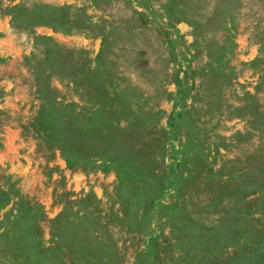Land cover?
Returning <instances> with one entry per match:
<instances>
[{
	"label": "rangeland",
	"instance_id": "obj_1",
	"mask_svg": "<svg viewBox=\"0 0 264 264\" xmlns=\"http://www.w3.org/2000/svg\"><path fill=\"white\" fill-rule=\"evenodd\" d=\"M0 264H264V0H0Z\"/></svg>",
	"mask_w": 264,
	"mask_h": 264
}]
</instances>
